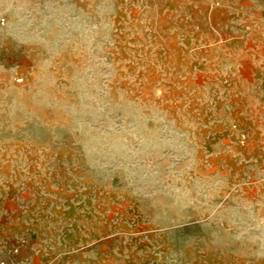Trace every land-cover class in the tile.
Listing matches in <instances>:
<instances>
[{
    "label": "rangeland",
    "instance_id": "1",
    "mask_svg": "<svg viewBox=\"0 0 264 264\" xmlns=\"http://www.w3.org/2000/svg\"><path fill=\"white\" fill-rule=\"evenodd\" d=\"M0 264H264V0H0Z\"/></svg>",
    "mask_w": 264,
    "mask_h": 264
},
{
    "label": "built area",
    "instance_id": "2",
    "mask_svg": "<svg viewBox=\"0 0 264 264\" xmlns=\"http://www.w3.org/2000/svg\"><path fill=\"white\" fill-rule=\"evenodd\" d=\"M39 3H44V2H48V1H52V0H37ZM0 21L1 22H5V18L4 17H2V18H0Z\"/></svg>",
    "mask_w": 264,
    "mask_h": 264
}]
</instances>
